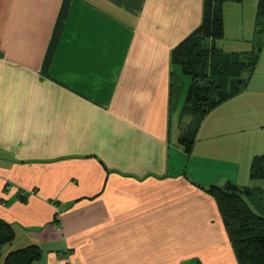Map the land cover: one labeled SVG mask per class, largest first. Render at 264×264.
<instances>
[{"label":"crops","instance_id":"0c3cea01","mask_svg":"<svg viewBox=\"0 0 264 264\" xmlns=\"http://www.w3.org/2000/svg\"><path fill=\"white\" fill-rule=\"evenodd\" d=\"M233 3L225 31L246 6ZM202 12L203 0H0V219L15 230L0 264L31 244L33 264H238L193 176L237 141L212 115L244 90L202 119L189 157L184 95L171 96V51ZM262 71L264 49L246 89L264 92ZM186 161L192 175L176 173Z\"/></svg>","mask_w":264,"mask_h":264},{"label":"trees","instance_id":"16d2710c","mask_svg":"<svg viewBox=\"0 0 264 264\" xmlns=\"http://www.w3.org/2000/svg\"><path fill=\"white\" fill-rule=\"evenodd\" d=\"M242 1L203 0L200 24L171 51V65L177 71L171 96L179 90L178 96L184 95L180 112L184 128L179 143L188 157L202 119L248 87L264 49V0L257 3L252 48L226 52L220 47L225 35L224 4ZM187 117L191 118L189 123L185 122ZM250 178L264 182V153L253 156ZM194 184L216 201L238 264H264V186L239 185L230 180L223 185ZM14 239L13 225L0 219V258ZM41 256V247L31 244L10 251L3 264H33Z\"/></svg>","mask_w":264,"mask_h":264},{"label":"rangeland","instance_id":"374dc122","mask_svg":"<svg viewBox=\"0 0 264 264\" xmlns=\"http://www.w3.org/2000/svg\"><path fill=\"white\" fill-rule=\"evenodd\" d=\"M257 3L258 0L256 2L255 0H246V6L243 8L228 10L225 35L219 41L220 47H223L224 51L237 52L252 48ZM262 72L264 73V71ZM240 96L233 105H227L228 107L224 108V112L213 113L212 115L221 128L230 130V135H225L226 133L224 135L237 141L234 146L232 145L233 139L227 141L223 149L224 152H219L216 157H213V162L209 160V168L213 169V174H205L202 178L193 176L194 181L198 184L203 183L200 181H207L210 184L215 181L214 183L223 185L227 180H230L239 185L264 186L263 181L250 178V166L253 156L264 153V92L259 93L258 91L253 92L251 89H246ZM218 115L220 116L216 119ZM246 138H249V143L245 142ZM214 159H217V163ZM185 165L183 169L181 168L184 164L174 171L182 174L185 171V173L192 175L189 163L187 162Z\"/></svg>","mask_w":264,"mask_h":264}]
</instances>
